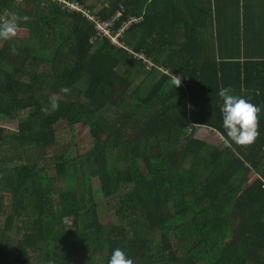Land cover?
Returning <instances> with one entry per match:
<instances>
[{"label":"trees","instance_id":"trees-1","mask_svg":"<svg viewBox=\"0 0 264 264\" xmlns=\"http://www.w3.org/2000/svg\"><path fill=\"white\" fill-rule=\"evenodd\" d=\"M74 1L138 18L122 42L153 66L79 9L0 0V23L28 17L26 37L0 39V118L16 125L0 126V264H108L115 248L133 264H264V0ZM221 87L261 109L252 144L224 134ZM77 126L88 151L67 144Z\"/></svg>","mask_w":264,"mask_h":264},{"label":"clouds","instance_id":"clouds-1","mask_svg":"<svg viewBox=\"0 0 264 264\" xmlns=\"http://www.w3.org/2000/svg\"><path fill=\"white\" fill-rule=\"evenodd\" d=\"M27 20L28 17L18 18L11 16L6 22L0 23V39L11 40L17 32V21ZM14 51V50H13ZM181 84V77L175 75L172 85L177 88ZM60 92L68 94L70 89L62 87ZM221 98L219 105L224 134L237 145H250L259 136V114L261 109L242 95L234 93L231 87H221L218 90ZM51 110L58 109L59 104L56 96L50 97ZM191 109L192 105L189 104ZM47 112L48 109H42ZM108 264H133V260L120 248L113 249Z\"/></svg>","mask_w":264,"mask_h":264},{"label":"rangeland","instance_id":"rangeland-1","mask_svg":"<svg viewBox=\"0 0 264 264\" xmlns=\"http://www.w3.org/2000/svg\"><path fill=\"white\" fill-rule=\"evenodd\" d=\"M16 35L26 37L27 31L19 30L16 32ZM119 49H121V48H119ZM127 52L132 56L134 54V53L131 54L129 51H127ZM133 58H134V56H133ZM0 126H4L10 130H13L16 128L15 124H8L7 122H4L1 118H0ZM66 130H70V128L67 127ZM70 132L72 133V136H74V142L68 141L67 144L71 145L74 143L77 146V145H80L81 140H84L85 141V148L87 149V151L92 148V138H91L90 131L88 128L82 127V126H77V127L73 128ZM196 134H197V137L203 139L206 142H209L210 144L221 145V143H222V138L215 132H210L208 130L205 131V130L199 129ZM63 150L64 149H62L59 146V148H54L53 150L49 151V154H60ZM69 158H71V156H69ZM93 182L95 185L94 190H95V193L97 196V198H96L97 202L99 203V208L101 210L100 215H101V219H102L103 223L104 224L114 223L116 221V216H115L114 212L109 207V205L112 201L107 197L104 198L101 196L100 186L98 184L97 179H94ZM5 218L6 217L4 215H0V227L4 226Z\"/></svg>","mask_w":264,"mask_h":264},{"label":"built area","instance_id":"built-area-1","mask_svg":"<svg viewBox=\"0 0 264 264\" xmlns=\"http://www.w3.org/2000/svg\"><path fill=\"white\" fill-rule=\"evenodd\" d=\"M54 1H60L65 6L71 8V9H79L83 11L84 13L91 16V19L96 21V30L99 37H105L108 38L109 41L115 45L117 48H121L129 51L131 54L132 51L128 50L126 46L123 44L122 39L124 33L129 29V27L133 24V22L138 21V18L130 15L126 20L121 21L120 18L123 16L124 8L121 6L119 9H117L116 13L111 19H102L97 14V9H86L83 5L79 4L77 1L74 0H54ZM121 21L120 27L117 30H114V27L119 24ZM135 59L143 60L144 62L148 63V68H151L153 66V62L151 60H147V57L144 54H133Z\"/></svg>","mask_w":264,"mask_h":264},{"label":"crops","instance_id":"crops-1","mask_svg":"<svg viewBox=\"0 0 264 264\" xmlns=\"http://www.w3.org/2000/svg\"><path fill=\"white\" fill-rule=\"evenodd\" d=\"M213 3H214V0H213ZM238 13H240L242 16L245 15V11H243V4L241 5V11L240 10H237V13H234V12H230V15H221V20H226V19H229L230 17H234L235 19H237V21L239 20L238 19ZM255 14L251 15L249 14V16H254ZM239 24V22H238ZM182 28L181 30L178 28V33L182 32Z\"/></svg>","mask_w":264,"mask_h":264}]
</instances>
